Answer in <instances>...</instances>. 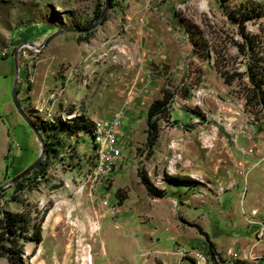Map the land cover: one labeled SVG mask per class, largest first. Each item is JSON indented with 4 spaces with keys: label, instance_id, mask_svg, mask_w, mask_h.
<instances>
[{
    "label": "rangeland",
    "instance_id": "1",
    "mask_svg": "<svg viewBox=\"0 0 264 264\" xmlns=\"http://www.w3.org/2000/svg\"><path fill=\"white\" fill-rule=\"evenodd\" d=\"M241 3L264 9V0H114L98 22L104 0H0V217H43L23 264H82L86 254L92 264H197V254L264 264V122L244 111L202 46L239 62L222 9ZM244 27L264 39V17ZM15 66L29 122H59L52 135L38 132L41 154L11 103ZM163 96L169 116L147 154L145 113ZM79 117L92 137L63 131ZM115 117L119 157L94 179L105 157L99 124ZM36 161L38 172L3 187ZM136 170L164 196H149Z\"/></svg>",
    "mask_w": 264,
    "mask_h": 264
},
{
    "label": "trees",
    "instance_id": "2",
    "mask_svg": "<svg viewBox=\"0 0 264 264\" xmlns=\"http://www.w3.org/2000/svg\"><path fill=\"white\" fill-rule=\"evenodd\" d=\"M107 1L110 7L114 0ZM101 11L100 9L95 13L96 20L99 18ZM222 12L227 20L234 24L239 40L234 41L233 44L237 55L241 59L238 63H235L234 56L228 55L225 50L220 53L211 44L208 46L207 41H203L202 46L205 49L204 51L207 50L213 55L212 66L222 83L226 86L236 84V94L243 101L244 111L255 120L260 119L264 122V39L257 34L249 33L244 27L246 22L264 17V9L256 4L241 3L229 11L223 8ZM103 20L104 17L100 19L101 22ZM237 64H240L241 69L238 68ZM168 109L169 101L166 96L153 101L147 107L145 113V149L147 154L152 152V147L157 139L158 121L168 119ZM58 123L57 121L52 124L40 122L38 125L33 126L37 132L52 135L54 128L59 127ZM65 127L71 133L93 136L94 125L84 118L79 117L74 121L72 120V124L63 126V131L66 130ZM44 146V148L48 147L50 152L56 151L52 143H44ZM37 170V168H34V172H38ZM136 177L149 196L155 198L164 196L165 193L162 189H157L149 183L145 172L136 170ZM167 178L171 181L195 182L180 176H169ZM118 192L120 191L116 190L115 194H118ZM124 199V196L120 195L117 202H122ZM42 222L43 217H31L29 209H23L15 213L3 212L0 217V259H4L7 264H23L24 245L31 241L38 243L42 241H40V225ZM212 255L210 253V256Z\"/></svg>",
    "mask_w": 264,
    "mask_h": 264
},
{
    "label": "built area",
    "instance_id": "3",
    "mask_svg": "<svg viewBox=\"0 0 264 264\" xmlns=\"http://www.w3.org/2000/svg\"><path fill=\"white\" fill-rule=\"evenodd\" d=\"M117 119L118 117H115L114 120L107 125L106 129H104L102 125L99 124L100 129L104 133L103 147H105V157L102 163H100L98 168L96 169L93 176L94 179H102L108 177V175L114 168L115 161L119 157V148L117 146V136L115 133L119 127ZM194 262L197 264H210L211 262L213 263L212 259L202 260V258L199 257L198 254L194 257Z\"/></svg>",
    "mask_w": 264,
    "mask_h": 264
},
{
    "label": "water",
    "instance_id": "4",
    "mask_svg": "<svg viewBox=\"0 0 264 264\" xmlns=\"http://www.w3.org/2000/svg\"><path fill=\"white\" fill-rule=\"evenodd\" d=\"M107 5H108V1L107 0H104V7L100 13V16L99 18L97 19V21L99 22L100 19L103 17L105 11L107 10ZM15 62V61H14ZM15 64V63H14ZM18 69L16 68L15 66V74H14V81H13V86H12V92H11V103L13 105V107L15 108V111L16 113L20 116V118L24 121V123H26L28 125V127L30 128V130L32 131V133L34 134L35 138L37 139L38 141V144H39V154H41L43 148H42V141L41 139L39 138V134L37 132V130L35 129V127L32 125V123L29 122V120L27 119L25 113L21 110L18 102H17V99H16V94H15V85H16V80H17V77H18ZM37 164V161L34 162L31 166L28 167V169H26L25 171H23L22 173H20L18 176L14 177V179H12L11 181L9 182H6L3 187H8L9 185H11L17 178H19L22 174H24L25 172L29 171V170H32L35 168ZM1 189V187H0Z\"/></svg>",
    "mask_w": 264,
    "mask_h": 264
},
{
    "label": "bare ground",
    "instance_id": "5",
    "mask_svg": "<svg viewBox=\"0 0 264 264\" xmlns=\"http://www.w3.org/2000/svg\"><path fill=\"white\" fill-rule=\"evenodd\" d=\"M89 250L91 252V249L88 247L87 250L85 249L84 252H88L89 253ZM85 254V253H84ZM199 255V254H198ZM199 257H201L199 255ZM203 260V259H202ZM82 264H92V259H91V256L86 254L84 257H83V263Z\"/></svg>",
    "mask_w": 264,
    "mask_h": 264
},
{
    "label": "crops",
    "instance_id": "6",
    "mask_svg": "<svg viewBox=\"0 0 264 264\" xmlns=\"http://www.w3.org/2000/svg\"><path fill=\"white\" fill-rule=\"evenodd\" d=\"M9 116L11 117V119H12V118H15V117H14V113L9 112V113H8V117H9ZM18 116H19V115H18ZM15 168H16V167H15ZM17 168H18V167H17Z\"/></svg>",
    "mask_w": 264,
    "mask_h": 264
}]
</instances>
